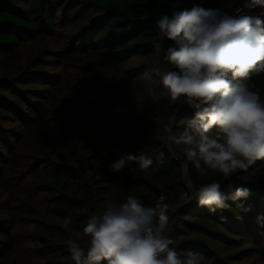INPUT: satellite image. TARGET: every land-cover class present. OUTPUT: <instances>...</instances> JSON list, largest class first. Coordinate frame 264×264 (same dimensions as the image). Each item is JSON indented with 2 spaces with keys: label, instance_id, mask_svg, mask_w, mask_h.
<instances>
[{
  "label": "trees",
  "instance_id": "16d2710c",
  "mask_svg": "<svg viewBox=\"0 0 264 264\" xmlns=\"http://www.w3.org/2000/svg\"><path fill=\"white\" fill-rule=\"evenodd\" d=\"M246 2L0 0V264H75L67 240L80 232L86 252L89 218L128 196L153 207L165 198L170 247L181 257L264 264V160L230 178L201 174L165 132L179 135L195 110L184 97L172 101L151 71L177 70L163 59L173 42L160 39L162 15L201 6L264 18V7L241 9ZM248 86L264 102V73ZM140 153L153 158L148 169L111 170ZM213 181L225 196L238 187L250 196L215 213L184 204Z\"/></svg>",
  "mask_w": 264,
  "mask_h": 264
},
{
  "label": "clouds",
  "instance_id": "9594fccd",
  "mask_svg": "<svg viewBox=\"0 0 264 264\" xmlns=\"http://www.w3.org/2000/svg\"><path fill=\"white\" fill-rule=\"evenodd\" d=\"M256 6L264 7V0L245 4ZM157 28L161 41L173 42L163 59L177 70L161 72L153 66L151 71L160 77L172 101L184 97L195 110L194 119L179 135L165 125L168 139L185 145L187 159L204 175L208 169L230 178L264 160V102L248 86L253 74L264 73V18L194 6L173 11L171 17L162 15ZM182 125L183 119L177 127ZM133 162L143 171L154 160L129 154L110 168L119 172ZM155 162L163 164V158ZM220 189L218 182L207 183L193 188L189 200L215 213L230 208L228 200L240 209L243 205L238 202L250 196L247 187H238L229 196ZM164 199L160 197L153 207L128 196L126 202L93 214L83 229V235L90 237L86 252L79 243L80 232L67 240L72 260L75 264H203L201 254L188 252L181 257L170 247L174 244L166 235L170 205ZM71 222V217L64 220L65 225Z\"/></svg>",
  "mask_w": 264,
  "mask_h": 264
},
{
  "label": "built area",
  "instance_id": "2783aa9c",
  "mask_svg": "<svg viewBox=\"0 0 264 264\" xmlns=\"http://www.w3.org/2000/svg\"><path fill=\"white\" fill-rule=\"evenodd\" d=\"M244 8H249V7H245V5L241 8V9H244ZM241 9L238 11V13L241 12ZM242 15V14H241ZM191 195V193H187L183 196L184 198V204H191L193 202V200H189V196ZM169 225H170V222H169ZM169 229V228H168ZM166 235L168 236V231L166 232Z\"/></svg>",
  "mask_w": 264,
  "mask_h": 264
},
{
  "label": "rangeland",
  "instance_id": "374dc122",
  "mask_svg": "<svg viewBox=\"0 0 264 264\" xmlns=\"http://www.w3.org/2000/svg\"><path fill=\"white\" fill-rule=\"evenodd\" d=\"M159 68H160L161 72H165L166 71V66H160ZM187 186L190 188L188 183H187Z\"/></svg>",
  "mask_w": 264,
  "mask_h": 264
}]
</instances>
